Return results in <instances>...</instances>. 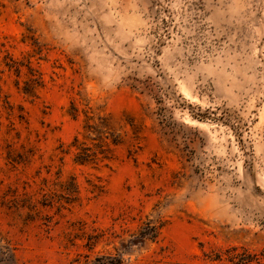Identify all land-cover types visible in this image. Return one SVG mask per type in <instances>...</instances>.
Returning <instances> with one entry per match:
<instances>
[{
    "label": "rangeland",
    "instance_id": "rangeland-1",
    "mask_svg": "<svg viewBox=\"0 0 264 264\" xmlns=\"http://www.w3.org/2000/svg\"><path fill=\"white\" fill-rule=\"evenodd\" d=\"M27 29L45 48L33 59L45 87L32 99L6 72L0 94L45 135V164L82 128L72 100L104 106L127 131L134 122L141 140L133 149L128 136L107 168L62 154L40 177V161L14 170L0 148V234L19 264H69L87 253L80 223L122 236L94 250L102 255L152 220L161 228L154 243L125 244V260L138 264H212V251L264 250V0H0V47L27 57ZM0 121L5 146V109ZM59 170L79 188L69 209L45 207L42 194L38 217L9 207L13 191L35 194ZM96 177L99 194L88 183Z\"/></svg>",
    "mask_w": 264,
    "mask_h": 264
},
{
    "label": "trees",
    "instance_id": "trees-1",
    "mask_svg": "<svg viewBox=\"0 0 264 264\" xmlns=\"http://www.w3.org/2000/svg\"><path fill=\"white\" fill-rule=\"evenodd\" d=\"M23 43L31 45L32 53H28L27 57L22 60L14 58L7 52V44H2L0 54H4L0 61V82L3 80L6 72L16 76V88L26 96L36 99L40 91L45 87L43 74L33 64V59L41 60L44 45L41 44L39 38L34 32L27 29L24 34ZM2 67V68H1ZM5 109L7 112V138L3 141V123L0 121V148L5 151L7 163L12 169L17 170L19 166L27 169L36 161H40L42 166L37 171L36 177H40L43 169L48 174L51 173L55 158L62 154H71L73 162L80 166H91L96 170L107 168L117 158L118 148L125 144L127 137L132 140V148H140L141 129L134 122H128L130 130H125L126 126H117L111 115L104 106H94L89 102L79 106L75 100L70 102L69 115L74 118H82V128L80 132L73 138L72 142L65 150L63 145L58 149L57 154L49 157L51 164H45V154L42 152L41 142L45 135L36 133L30 128L27 113L21 106H14L8 100L3 99L0 94V110ZM22 130H25L27 136L23 138ZM130 132V135H129ZM132 152V151H131ZM135 152V151H133ZM63 158H60L62 161ZM56 183H50L48 179H42L37 193L32 194L25 192L18 194L13 191L12 199L7 201L9 207L21 213V210H27L29 217L40 216L38 208L39 203L35 200L36 194H42L45 198L42 203L45 207L55 206L58 203V211L69 209V205L77 202L79 197V188L75 177H70L67 181H60L61 170L57 172ZM102 179L96 177L88 180L92 193H102L104 186L101 184ZM29 185V182H26ZM56 187L60 192L53 190ZM54 198H58L57 202ZM45 202L49 203L46 204ZM47 219V218H46ZM85 223H80V231H83L81 239L85 240L84 247L87 250L85 254H78L77 257L69 264H138L133 263L131 258L125 260L127 245L154 243L160 234V226L152 220H147L139 228V230L129 235V240L122 239L121 248H115V254L107 253L102 255H94V250L104 242L111 243V238L122 236L115 235V232L104 231L99 229H91L87 232ZM16 249L13 244L0 234V264H19L16 257ZM205 257L212 264H264V250L254 252L247 247L233 246L224 250L212 251L205 254ZM153 264H163L161 262H153Z\"/></svg>",
    "mask_w": 264,
    "mask_h": 264
}]
</instances>
